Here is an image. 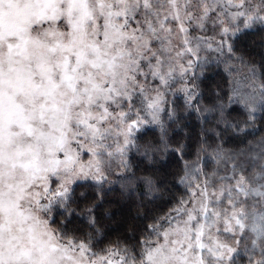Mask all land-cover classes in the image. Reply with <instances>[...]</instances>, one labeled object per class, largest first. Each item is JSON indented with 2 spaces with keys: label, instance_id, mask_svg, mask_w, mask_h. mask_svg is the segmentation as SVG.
Masks as SVG:
<instances>
[{
  "label": "snow or ice",
  "instance_id": "obj_1",
  "mask_svg": "<svg viewBox=\"0 0 264 264\" xmlns=\"http://www.w3.org/2000/svg\"><path fill=\"white\" fill-rule=\"evenodd\" d=\"M257 27L264 0H0V264H264Z\"/></svg>",
  "mask_w": 264,
  "mask_h": 264
},
{
  "label": "trees",
  "instance_id": "obj_2",
  "mask_svg": "<svg viewBox=\"0 0 264 264\" xmlns=\"http://www.w3.org/2000/svg\"><path fill=\"white\" fill-rule=\"evenodd\" d=\"M238 50H243L247 57H250L254 62L260 63L261 55H264V31H260L257 27L256 30L249 31L247 34L242 35L237 42ZM206 75L211 79L219 81L221 79H227V73L225 72L224 65L213 64L211 67L206 70ZM259 115V114H257ZM194 130H198L199 125L193 121ZM256 126H261L260 121H257ZM261 133H257L255 137L249 136V140L255 141L259 138ZM232 146L231 142L228 145ZM195 158L194 155L192 157ZM116 193L113 194L111 199L116 200V205L111 208V212L114 213L111 219H108L104 222V231L106 236L104 237V243L96 246L95 250L100 251L103 248L108 247L110 243H115L118 239H122L126 233L131 232V221L129 220V214L135 215L136 210H130L131 201L121 203L119 197V186H116ZM183 186L178 183V180H173L170 178V183L167 191L162 193H157L158 196H163L164 199L157 201L158 208H163V211H167L168 207L171 205L165 206V201L170 199L171 196H175L177 199L183 193ZM135 195V194H133Z\"/></svg>",
  "mask_w": 264,
  "mask_h": 264
}]
</instances>
